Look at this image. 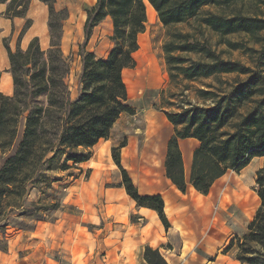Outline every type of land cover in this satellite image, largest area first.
<instances>
[{
  "label": "trees",
  "instance_id": "trees-1",
  "mask_svg": "<svg viewBox=\"0 0 264 264\" xmlns=\"http://www.w3.org/2000/svg\"><path fill=\"white\" fill-rule=\"evenodd\" d=\"M49 6L51 45L43 49L39 38L31 40L26 49H12L8 38L3 42L8 51L14 91L0 92V207H19L11 200H21L33 187L48 184L49 172L67 169L69 162L78 164L91 156L90 148L101 138H109L111 130L123 113L135 114L131 105L123 71L136 65L139 35L146 30L147 5L151 4L164 26L194 19L192 31L175 29L163 45L166 69L171 83L199 81L222 74L236 73L230 88L209 83L198 89L201 102L168 101L177 111L160 107L174 125L168 141L165 161L166 175L183 192L191 183L208 194L215 182L230 169L240 171L255 157L263 164L256 172L255 191L259 206L246 232L230 237L224 252L232 253L243 264H264V17L244 14L234 8L224 9L243 0H97L87 10L84 25L86 42L94 28L111 17L113 43L106 57L81 49L82 68L76 97L71 96L67 81L70 60L62 49L63 21L67 9L57 10L55 0H42ZM7 2L10 18L26 16L29 0ZM213 5L221 11H203ZM27 20L23 31L30 25ZM208 28L221 38L245 33L260 48L255 66L223 56L204 35ZM231 48H242L240 41L222 39ZM249 50V49H248ZM240 75H246L241 79ZM1 76V71H0ZM189 89L184 84L183 90ZM183 91L179 95H183ZM177 93H172L174 98ZM193 137L199 142L193 153L190 175L184 168L180 139ZM126 141L112 147L127 193L139 206L157 211L168 229L169 219L161 194L143 195L121 161ZM16 202V201H15ZM41 219V218H38ZM7 226L8 223H2ZM0 226V228H1ZM149 264H168L159 248L145 247Z\"/></svg>",
  "mask_w": 264,
  "mask_h": 264
},
{
  "label": "rangeland",
  "instance_id": "rangeland-1",
  "mask_svg": "<svg viewBox=\"0 0 264 264\" xmlns=\"http://www.w3.org/2000/svg\"><path fill=\"white\" fill-rule=\"evenodd\" d=\"M234 8L241 9L244 14L264 17V0L239 1L224 9V12L230 13ZM79 9H84L81 0H79ZM79 9L75 10L74 20L66 31V41L63 46L64 54L71 64L67 81L72 97L78 94L81 49L89 50L92 47L97 49L99 43L106 49L110 40L106 21L101 29L104 33L103 39H98L96 42L89 39L86 42ZM205 10L221 11L213 5L205 6L203 11ZM195 23L197 22L194 19H190L164 26L157 19L153 20L149 17L146 30L139 38L140 49L135 55L136 65L133 69L124 72L130 103L136 108V113L124 114L118 121L112 132L114 141L122 140L129 133H140L147 148L151 149L156 145L155 133L161 132L164 140L174 133L173 126L160 107L177 111V107L171 106L168 101L201 102L197 95L198 89L206 88L209 83L224 89L230 88V84L224 81H232L236 73L222 74L220 79L212 76L199 81L184 80L181 82L182 85L171 83L164 59V42L169 32L175 29L192 31ZM204 33L217 50L223 51L224 57L248 66H255L257 54L250 49L252 47L259 49L261 44L256 43L249 35L240 32L221 38L208 28H204ZM222 39L240 41L243 47L231 48L225 42H221ZM112 46L113 43L111 48ZM240 78L245 79L246 75H240ZM186 83L189 89L183 90ZM182 91L184 94L179 95ZM175 92L177 96L170 97ZM159 143L156 149L158 154L161 152ZM262 164L263 158L255 157L240 171L230 169L213 185L208 197L210 212L207 226L210 233L216 237L215 243L219 240L225 244L231 236L246 232L259 206V197L255 191L256 172ZM69 165L71 166L67 169L50 171L48 184L33 187L21 200H11V203L19 205L18 208L0 207V226L3 225L2 223H8L7 226L0 228V264H72L71 244L75 230L79 229L77 195L81 172L79 163L69 162ZM89 174L90 172H85L83 179H87ZM61 218L63 220L58 221ZM202 219L199 210L195 209L193 222L199 223ZM76 250L77 248L74 249Z\"/></svg>",
  "mask_w": 264,
  "mask_h": 264
},
{
  "label": "crops",
  "instance_id": "crops-1",
  "mask_svg": "<svg viewBox=\"0 0 264 264\" xmlns=\"http://www.w3.org/2000/svg\"><path fill=\"white\" fill-rule=\"evenodd\" d=\"M29 1L26 16L13 18L5 13L8 3L0 2V92L8 95L14 91V82L3 39L8 38L14 50L18 47L26 49L35 37L39 38L43 49L51 45L49 6L42 0ZM96 1L81 0L84 9H79V0H55L57 10L68 11V17L63 21L62 49L66 41V31L74 20L75 10H80V22L85 25L87 10ZM149 8L153 10L151 19L161 22L155 8L148 4L147 11ZM27 20L31 23L23 31ZM106 21L110 39L113 23L111 17H107L94 28L90 41L103 39L104 33L101 29ZM143 34L144 32L139 38ZM111 45L110 39L106 49L99 43L97 49L92 47L89 51L95 52L98 57H106ZM81 68L80 60L78 75ZM133 68L124 69L123 76L126 70ZM124 114L127 113H123L114 124L109 138H101L90 148V158L79 163L81 172L77 195L79 229L75 230L71 244L72 264H149L144 258L147 245L159 248L168 264H243L232 253H225L226 243L219 240L215 243L216 237L209 231L208 197L211 191L203 194L189 183L186 192H183L167 177L165 167L167 146L173 134L164 140L161 132L155 133L156 145L151 149L147 148L140 133H129L122 140L115 142L112 132ZM169 123L174 130V125L170 121ZM123 141H126V145L121 149L123 166L129 171L141 194L162 195L165 212L171 225L168 229L155 209L137 205L125 187L119 185L122 176L113 159L112 147ZM158 142L161 147L160 154L156 152ZM198 144V140L193 137L180 139L187 178L190 175L193 153ZM87 171L90 172L89 177L83 179ZM195 209H198L203 217L199 223L193 222ZM60 220L62 221L63 218L58 221ZM76 248L77 250L74 251Z\"/></svg>",
  "mask_w": 264,
  "mask_h": 264
},
{
  "label": "bare ground",
  "instance_id": "bare-ground-1",
  "mask_svg": "<svg viewBox=\"0 0 264 264\" xmlns=\"http://www.w3.org/2000/svg\"><path fill=\"white\" fill-rule=\"evenodd\" d=\"M148 15H149L150 18H152V15H153V10H152V8H149V9H148Z\"/></svg>",
  "mask_w": 264,
  "mask_h": 264
}]
</instances>
